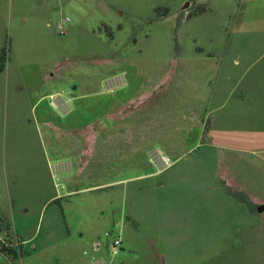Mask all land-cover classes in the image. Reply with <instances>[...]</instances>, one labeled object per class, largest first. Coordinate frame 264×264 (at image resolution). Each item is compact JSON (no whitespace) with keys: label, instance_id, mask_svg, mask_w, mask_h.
Here are the masks:
<instances>
[{"label":"rangeland","instance_id":"rangeland-1","mask_svg":"<svg viewBox=\"0 0 264 264\" xmlns=\"http://www.w3.org/2000/svg\"><path fill=\"white\" fill-rule=\"evenodd\" d=\"M2 54L0 227L23 240L15 264H49L67 241L81 254L96 239L109 243L105 232L121 240L113 255L102 249L108 264H264V0H0ZM112 73L132 84L124 96H172L166 126L156 117L168 129L162 142L116 152L102 172L71 180L51 170L59 160L76 167L69 154L41 144L32 125L34 161L9 158L22 96L40 85L69 98L72 84L75 96H106L100 80ZM178 96H214L219 108L199 121ZM155 148L167 168L148 161ZM140 170L156 173L133 178Z\"/></svg>","mask_w":264,"mask_h":264},{"label":"crops","instance_id":"crops-1","mask_svg":"<svg viewBox=\"0 0 264 264\" xmlns=\"http://www.w3.org/2000/svg\"><path fill=\"white\" fill-rule=\"evenodd\" d=\"M101 80L102 91L106 96H75L74 92L77 87L76 84H72L68 90L69 94H73L68 98L71 109L66 114H61L49 104L47 95L42 91L40 85L33 89V94L36 96H22L20 108L11 111V120L8 122L10 126L9 158L11 159L12 154L15 158L17 153L19 157L24 156L27 160L34 161V150L31 147L34 137L30 135L31 131L24 133L25 128L32 129V125L36 126L41 144L45 138L55 150V154H60L56 147L62 148L69 154L68 157L76 166L72 165V169L68 172L71 180H75L81 175L92 178L97 172H102V166L109 163L108 156L114 155L116 152L123 153L125 149L135 152L148 147V143H155L157 138L159 143L162 142V137L168 132V129L166 127L157 128L156 117H160L159 123L166 126L165 110L169 106L172 96H150L149 91L141 95L124 96L132 84L129 87H126L125 84L113 92H106ZM90 81L86 80L82 84L86 86L90 84ZM151 91L155 94V89ZM89 92L88 95L94 93V91ZM178 97L184 99L185 102L182 106L189 112L198 114L199 121L203 111L217 112L219 108L217 101H214V96ZM45 99L46 101H44ZM201 122L203 123V119ZM167 125H169V120ZM191 125L196 126V124ZM212 131L213 129L208 130V132ZM64 136H68V141L64 140ZM18 142H22L24 145L22 153L17 151ZM146 155L148 156L147 153ZM155 173V171L140 170L133 178H148ZM105 184L109 183L89 185L80 190L100 188ZM75 191L78 190L71 189L67 194ZM3 220L4 215L0 211V224L3 223ZM81 229L82 236L84 231ZM18 237L21 239L17 232L11 231L9 227L6 226L3 229L0 227V238L7 243L15 244ZM84 239L87 242L88 240L92 241L95 237L91 239L85 237ZM21 241L23 240L21 239ZM66 244L69 248H62L59 253L53 252L49 264H55L61 257L69 258L75 254L78 256L72 258L71 262L74 264L88 263L89 256H83L85 255L83 252L79 254L75 250L73 251L72 242L67 241ZM0 258L9 264H15L18 259L17 257H6L1 252Z\"/></svg>","mask_w":264,"mask_h":264},{"label":"built area","instance_id":"built-area-1","mask_svg":"<svg viewBox=\"0 0 264 264\" xmlns=\"http://www.w3.org/2000/svg\"><path fill=\"white\" fill-rule=\"evenodd\" d=\"M69 18H64L57 23L58 29H64ZM126 78L123 73H112L102 79V86L106 92H113L116 89L124 86ZM70 93V92H69ZM49 104L56 109L58 112L66 114L71 109L68 97L62 92L54 91L47 94ZM149 161L152 166L158 170L167 168L170 165L168 156L159 149H152L149 153ZM72 169V164L69 161L59 160L51 164V170L54 175L60 173L69 172ZM106 240H110L109 243L101 242L100 239L92 241L90 250H83V254L89 255L87 264H108L107 259L101 253L102 249L105 250L104 246L108 249H112V255L117 252V248L121 246V240L119 237H111L109 232H105ZM1 246L11 245L2 238H0ZM107 252V251H106ZM108 253V252H107Z\"/></svg>","mask_w":264,"mask_h":264},{"label":"trees","instance_id":"trees-1","mask_svg":"<svg viewBox=\"0 0 264 264\" xmlns=\"http://www.w3.org/2000/svg\"><path fill=\"white\" fill-rule=\"evenodd\" d=\"M4 58V54H2V56L0 57V71H2L3 69ZM20 242L21 239L18 237L15 244H11L8 246L0 245V252L3 253L6 257L16 258L18 257Z\"/></svg>","mask_w":264,"mask_h":264},{"label":"water","instance_id":"water-1","mask_svg":"<svg viewBox=\"0 0 264 264\" xmlns=\"http://www.w3.org/2000/svg\"><path fill=\"white\" fill-rule=\"evenodd\" d=\"M186 4H188V2H186ZM263 210H264V205L260 204V205L257 206V211L258 212H261Z\"/></svg>","mask_w":264,"mask_h":264}]
</instances>
